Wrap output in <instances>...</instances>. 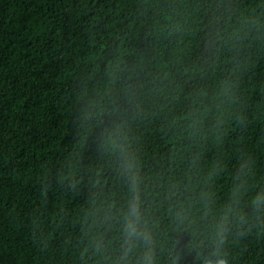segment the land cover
<instances>
[{"label":"trees","instance_id":"16d2710c","mask_svg":"<svg viewBox=\"0 0 264 264\" xmlns=\"http://www.w3.org/2000/svg\"><path fill=\"white\" fill-rule=\"evenodd\" d=\"M218 229L264 264V0H0V264H208Z\"/></svg>","mask_w":264,"mask_h":264},{"label":"clouds","instance_id":"9594fccd","mask_svg":"<svg viewBox=\"0 0 264 264\" xmlns=\"http://www.w3.org/2000/svg\"><path fill=\"white\" fill-rule=\"evenodd\" d=\"M134 186H135V182H133V190H134ZM141 216L142 213L140 209V204L138 202L130 203V206L128 208V215L125 221V236H126V239L124 241L125 255L131 253L133 248L136 247L138 244L148 243L149 234L146 231H144V229L141 227ZM221 233L222 230L218 229L217 237L219 238L215 239L214 241V247L211 252V255L209 256L208 264H228L227 258L222 255V252L220 250L224 239ZM138 237L141 239H137ZM205 255H207V253H205ZM144 260H145V264H151L152 257H151L150 249L148 254L145 255Z\"/></svg>","mask_w":264,"mask_h":264}]
</instances>
